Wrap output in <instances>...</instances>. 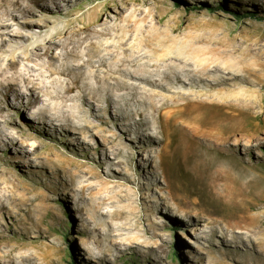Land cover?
I'll return each instance as SVG.
<instances>
[{"label": "rangeland", "instance_id": "374dc122", "mask_svg": "<svg viewBox=\"0 0 264 264\" xmlns=\"http://www.w3.org/2000/svg\"><path fill=\"white\" fill-rule=\"evenodd\" d=\"M10 1L0 0V13ZM34 20L48 26L30 31L11 21V33L30 36L15 44L21 59L41 47L48 62L60 52L48 42L68 45L86 29L100 33L93 34L97 46L119 54L162 52L148 36L168 33L178 40L169 50L189 51V61L200 60L197 49H215V64L232 79L213 89L177 85L185 94L170 109V123L162 114L131 135L113 108L87 109L86 120L117 135L116 155L102 149L95 131L74 149L72 133L60 128L26 138V155L0 148V264H264V0H69L38 10ZM74 104L65 107L74 112ZM30 117L19 109L10 119L42 125ZM136 117L130 119L141 123ZM77 168L95 189L81 194L61 185ZM227 225L243 232V241L225 245L214 230Z\"/></svg>", "mask_w": 264, "mask_h": 264}, {"label": "bare ground", "instance_id": "6f19581e", "mask_svg": "<svg viewBox=\"0 0 264 264\" xmlns=\"http://www.w3.org/2000/svg\"><path fill=\"white\" fill-rule=\"evenodd\" d=\"M60 1L69 0H29V4L26 5L12 0L8 3L9 8L0 13V117L3 118L0 121V133L8 136L6 142L0 139V148H12L17 154L26 155L24 143L26 138H33L36 135L51 137L57 128H60L66 133H72L74 149L81 148L85 144L87 135L95 131L104 144L102 149L106 151L108 149L111 154L116 155L119 150L114 144L117 135L108 131L103 123L96 125L86 120L83 114L87 109L109 111V108H113L115 111L113 118L124 129L125 134L131 135L134 128L153 127L157 116L162 114L166 115V124L170 123L173 117L170 109H174L178 98L185 94L182 88L176 87L177 85L183 88L213 89L232 79L231 73L225 71L221 74L218 64H215L217 56L215 49H197L194 53H197L200 60L189 61L184 55L189 51L182 50L174 55V52L169 50L178 40L168 33L163 35L154 33L148 36L164 48L162 52L155 51L149 54L126 49L119 54L120 49H113L111 46L101 49L97 46L92 42L97 32L86 29L83 37H78V40L68 45L60 44V47H57L59 44L48 42L54 45L55 49L60 50L48 56V62L41 60L42 55L39 53L41 47L29 55L25 53V57L21 59L16 55L20 48L15 44L18 41L27 42L30 36L21 31L11 33L9 31L12 26L11 21L18 22L22 29L30 31L44 29L48 26V22L38 23L34 20L35 15L38 10H50L51 6L57 9ZM3 5L0 2V7ZM16 12L21 14V21L18 20ZM74 33L79 35L80 30ZM122 43L127 45V41ZM82 46L87 50L84 53L77 52ZM93 46L99 48V54L90 50ZM43 55L47 56V52H43ZM72 57L82 61L69 65L66 60ZM22 60L32 65L21 67ZM56 63H60L61 67L65 68L56 66ZM72 72H77L78 75H72ZM76 89L80 92L69 99L68 94ZM22 90L26 91L22 92ZM67 100L74 101V112L66 109ZM19 109L30 111L32 114L30 118L34 121L42 119L43 122H40L42 125L26 120L24 125L15 126L10 116L13 111ZM3 113L7 115L3 116ZM133 115L141 117L142 122L132 121L130 118ZM79 117L82 123L75 122ZM92 118L95 121L102 119L95 114ZM9 127L15 129V132H11ZM103 132H110L111 135H104ZM86 155L84 153V156ZM79 168L68 169L66 173L71 179L69 182L61 181V185L84 194L87 190L95 189L96 184L84 179ZM94 176L95 174H92V177ZM4 204L0 196V206L5 207ZM215 232L221 234L227 246L236 240L243 241L244 233L234 232L233 225L222 226L218 231L214 230Z\"/></svg>", "mask_w": 264, "mask_h": 264}]
</instances>
